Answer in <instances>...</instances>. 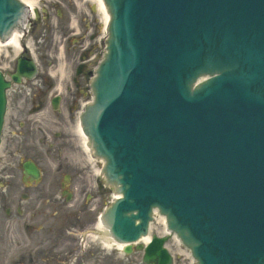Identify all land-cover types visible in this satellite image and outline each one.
Wrapping results in <instances>:
<instances>
[{
	"label": "water",
	"instance_id": "1",
	"mask_svg": "<svg viewBox=\"0 0 264 264\" xmlns=\"http://www.w3.org/2000/svg\"><path fill=\"white\" fill-rule=\"evenodd\" d=\"M104 2L107 52L80 121L122 195L111 235L136 241L157 208L198 264H264V0ZM22 10L0 0L1 38ZM35 70L19 59L11 80ZM9 87L0 73V131ZM165 240L144 263L171 264Z\"/></svg>",
	"mask_w": 264,
	"mask_h": 264
},
{
	"label": "rangeland",
	"instance_id": "2",
	"mask_svg": "<svg viewBox=\"0 0 264 264\" xmlns=\"http://www.w3.org/2000/svg\"><path fill=\"white\" fill-rule=\"evenodd\" d=\"M34 1L36 6H40L43 19L25 42L28 44V53L38 65V74L35 79L23 81L8 91L0 145V206H4L0 207V264H10L6 260L13 250L15 235L12 217L4 215L8 204L1 205L4 190L2 186L12 180L8 175L13 172V164L20 152L34 154L40 160L41 167L45 169V180L55 176L61 163L64 167L67 166V170L62 172L77 176V183L80 185L78 188L84 191H70L73 200L69 204L74 202V206L68 207L74 209L84 203L83 216L75 220L80 229L90 226L113 200V189L104 184L100 172L102 163L95 160L88 166L86 163L79 165L74 159L75 151L82 152L79 147L80 136L76 133L78 115L83 104L91 99L90 81L105 51V44L102 42H105L107 34L103 16L90 0ZM50 2L57 8L48 13V8L43 4ZM67 30L69 33L66 34ZM88 47L91 52L88 54L89 59L84 62L79 55L83 50H88ZM16 55L8 46L0 48V70L7 76L14 69ZM51 58L55 60L53 63L48 61ZM56 63L62 64L64 68L61 81L59 73L51 75L58 67ZM78 65H83L82 75L74 78L75 67ZM54 96L60 97L58 111L53 110L50 105ZM51 146L54 147L53 152ZM85 156L87 157L86 154ZM7 195L12 197L13 193L8 192ZM156 217L151 225L152 235H159L161 231ZM67 247L68 250L76 249L77 245L72 238H69ZM166 247L173 257V264H193L184 247L180 248L179 253L170 239ZM99 254L97 264H143L142 253L137 251V246H133L130 255H125L120 250L113 254H107L106 251Z\"/></svg>",
	"mask_w": 264,
	"mask_h": 264
},
{
	"label": "flooded vegetation",
	"instance_id": "3",
	"mask_svg": "<svg viewBox=\"0 0 264 264\" xmlns=\"http://www.w3.org/2000/svg\"><path fill=\"white\" fill-rule=\"evenodd\" d=\"M32 24L35 26L36 21ZM28 161L25 158L18 163L12 186H7L14 193L11 203L14 204L15 235L13 250L6 263L66 264L71 257L66 249V229L63 225V219L69 214L67 204L56 198L51 182L37 186L23 175V164ZM71 182L69 179L67 184L70 185ZM64 184L61 182L56 191L59 192V197L66 193V188H62ZM78 214L79 211L72 212L73 217H78ZM83 261L80 259L78 264ZM89 262L94 264L95 261Z\"/></svg>",
	"mask_w": 264,
	"mask_h": 264
},
{
	"label": "bare ground",
	"instance_id": "4",
	"mask_svg": "<svg viewBox=\"0 0 264 264\" xmlns=\"http://www.w3.org/2000/svg\"><path fill=\"white\" fill-rule=\"evenodd\" d=\"M20 1L22 3H24L26 5V7H28L30 10H33L34 7H35V1H33V0H20ZM90 1H92L95 4V6L97 7V9L99 10V12H101V14L103 16V23H104V30H105L106 25H107L108 20H109V14H108L107 8L104 5L103 0H90ZM23 34L24 33L22 31L13 30L12 31V36H10L7 39V41L0 42V48L3 47V46H7L8 45V46H11L16 53H18L20 51L19 43L21 41V38H22ZM56 73H59V75H60L59 79L61 81L62 78L64 77V75H63L64 74V68H63L62 64H59V66L56 69V71L53 72L52 74L55 76ZM206 79H207L206 77H201L199 79V82L202 83ZM76 133L80 136L79 147L82 150V152H80L79 150L75 151L74 152V159L79 165H86L87 164V166H88V165H90V164H92L94 162V160L91 159L92 150H91L90 147H88V140L82 134V131H81V128H80V125H79L78 121L76 122ZM85 154L87 155V157L85 156ZM84 163H86V164H84ZM116 197H119V196L116 195L115 198ZM154 213H156V211H154ZM156 223L159 226L160 225L162 226L161 231L159 232L161 234V236L169 234V232H168V230L166 228L165 218L163 216H160V215L157 216L156 217ZM150 229H151V227H150ZM92 237L95 238V240L98 243L102 244L105 249L112 248V246L113 247H117L118 249H122L124 247L123 244L115 243L114 241H112L108 237L107 231H106V227L101 222L99 224L98 223L96 224V232H94ZM171 238H172V241L175 244L178 252L180 253L181 243H180L179 239L175 235H173ZM149 240H150V234H147L146 236L140 238L138 241L143 243V244H146V243L149 242Z\"/></svg>",
	"mask_w": 264,
	"mask_h": 264
}]
</instances>
